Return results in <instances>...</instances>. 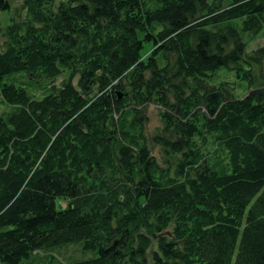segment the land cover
<instances>
[{"label": "trees", "instance_id": "trees-1", "mask_svg": "<svg viewBox=\"0 0 264 264\" xmlns=\"http://www.w3.org/2000/svg\"><path fill=\"white\" fill-rule=\"evenodd\" d=\"M22 8L0 20V264H264V84L211 81L252 83L264 0Z\"/></svg>", "mask_w": 264, "mask_h": 264}, {"label": "rangeland", "instance_id": "rangeland-1", "mask_svg": "<svg viewBox=\"0 0 264 264\" xmlns=\"http://www.w3.org/2000/svg\"><path fill=\"white\" fill-rule=\"evenodd\" d=\"M58 0H56L57 2ZM10 8L5 12H0L1 24L4 26L7 24L11 18L21 19L25 15V10L22 8V0H9ZM244 40L246 41V53L252 55V53L260 48L264 47V29L261 32L255 35L244 34ZM252 72V83L250 84L247 80L249 74L245 72L240 73V77L231 70L220 69L214 78L211 79L212 83L227 82L231 86H237L241 84L243 87L251 86H261L264 84V57L260 59V62L254 63L251 67ZM60 81V78L57 80V83ZM160 108L155 104H147L142 112L143 118L134 119L135 122H142L144 127V132L147 137V145L151 153L157 158L158 163L162 166H168L167 159L172 162L177 159V156L171 155L165 157L163 149L160 145L153 143L154 137H160L165 134L167 131L164 127V123L161 120ZM5 110L4 106H0V113ZM211 145V148H215V145L212 144V141L208 142ZM224 155V154H223ZM45 252H41L44 254ZM58 260H66L70 258H75L79 256V249L76 246H68L64 248H59L53 252Z\"/></svg>", "mask_w": 264, "mask_h": 264}]
</instances>
